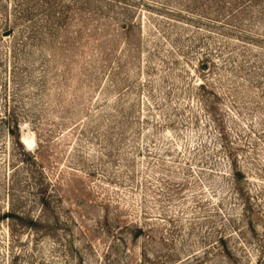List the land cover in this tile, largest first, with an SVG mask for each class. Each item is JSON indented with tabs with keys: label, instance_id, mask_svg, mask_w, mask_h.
Returning <instances> with one entry per match:
<instances>
[{
	"label": "rangeland",
	"instance_id": "obj_1",
	"mask_svg": "<svg viewBox=\"0 0 264 264\" xmlns=\"http://www.w3.org/2000/svg\"><path fill=\"white\" fill-rule=\"evenodd\" d=\"M0 264H264V0H0Z\"/></svg>",
	"mask_w": 264,
	"mask_h": 264
},
{
	"label": "trees",
	"instance_id": "obj_2",
	"mask_svg": "<svg viewBox=\"0 0 264 264\" xmlns=\"http://www.w3.org/2000/svg\"><path fill=\"white\" fill-rule=\"evenodd\" d=\"M2 31L3 32H10V31H12V29L10 28V26L8 27L7 26V28H4V29H2ZM11 130H12V128H11V126H7V131L8 132H11ZM28 153V155H31V157H35V156H33L32 154H30L29 152H27ZM5 214H9L8 212L7 213H5Z\"/></svg>",
	"mask_w": 264,
	"mask_h": 264
},
{
	"label": "bare ground",
	"instance_id": "obj_3",
	"mask_svg": "<svg viewBox=\"0 0 264 264\" xmlns=\"http://www.w3.org/2000/svg\"><path fill=\"white\" fill-rule=\"evenodd\" d=\"M29 144V143H28Z\"/></svg>",
	"mask_w": 264,
	"mask_h": 264
}]
</instances>
